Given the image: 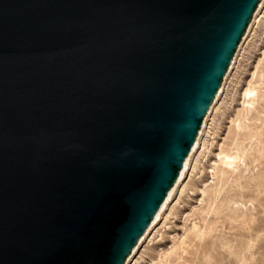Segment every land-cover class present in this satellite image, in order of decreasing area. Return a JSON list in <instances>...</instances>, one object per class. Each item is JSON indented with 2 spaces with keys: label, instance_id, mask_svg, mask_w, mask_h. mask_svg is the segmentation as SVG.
I'll return each instance as SVG.
<instances>
[{
  "label": "water",
  "instance_id": "1",
  "mask_svg": "<svg viewBox=\"0 0 264 264\" xmlns=\"http://www.w3.org/2000/svg\"><path fill=\"white\" fill-rule=\"evenodd\" d=\"M264 54V0H0V264H139Z\"/></svg>",
  "mask_w": 264,
  "mask_h": 264
},
{
  "label": "rangeland",
  "instance_id": "2",
  "mask_svg": "<svg viewBox=\"0 0 264 264\" xmlns=\"http://www.w3.org/2000/svg\"><path fill=\"white\" fill-rule=\"evenodd\" d=\"M226 156L236 158L234 168L223 165ZM139 264H264V54Z\"/></svg>",
  "mask_w": 264,
  "mask_h": 264
},
{
  "label": "bare ground",
  "instance_id": "3",
  "mask_svg": "<svg viewBox=\"0 0 264 264\" xmlns=\"http://www.w3.org/2000/svg\"><path fill=\"white\" fill-rule=\"evenodd\" d=\"M246 95H247L248 98H250V100L248 101V104L250 105L249 108H251L254 105V103H255L254 102L255 100L253 99L255 97V89L247 90ZM222 163L227 168H230V169L234 168L235 165H236V158H232L230 156H226L225 159L222 160Z\"/></svg>",
  "mask_w": 264,
  "mask_h": 264
}]
</instances>
